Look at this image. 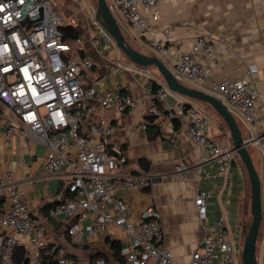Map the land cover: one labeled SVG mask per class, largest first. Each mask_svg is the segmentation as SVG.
I'll return each instance as SVG.
<instances>
[{"label": "built area", "instance_id": "1", "mask_svg": "<svg viewBox=\"0 0 264 264\" xmlns=\"http://www.w3.org/2000/svg\"><path fill=\"white\" fill-rule=\"evenodd\" d=\"M121 29L127 24L155 55L170 52L166 43L172 38V27L166 26L161 34L155 31L158 19L157 0H106ZM91 9L89 41L93 47L117 46L114 38L94 17ZM64 19L51 0H0V101L17 117L8 120L0 116V143L11 145L16 136L27 137L46 147L44 170L48 174L65 173L64 196L52 203L44 218L32 214L13 172L0 176V199L8 206L0 213V264H14L12 252L25 247L28 264H69L65 245L49 239L43 221L61 219L66 222L69 239L81 244L83 232L89 235L114 236L115 229L124 236L123 264H168L171 252L162 245L160 213L153 206L144 207L137 219L127 213L123 200L116 196L121 189L145 190L154 183L147 172L117 173L115 168L123 158L108 154L106 141L116 131L114 124L91 120L95 100L101 110L119 112L135 105L127 92L115 89L97 91L99 79L84 83L81 74L94 66L88 54L71 55L82 43L77 36L64 39L61 27ZM214 42L197 35L187 50L171 52V70L182 82L207 81V91L219 99L233 115L245 123L250 145L261 153L260 175L262 220L264 233V108L258 111L257 93L253 87L257 71L248 67L238 79L213 80L206 64H215ZM70 55L66 58V55ZM124 65L114 62L103 75L118 74ZM156 87H145L143 96L149 101L147 117L140 129L156 126L162 130L166 123L188 119L189 138L205 149L194 165L177 164L171 173L185 179L190 174L197 181L222 175L235 157L236 151L228 142L214 139L210 132V115L190 98L173 92L163 79L150 74ZM202 89V88H200ZM175 99L172 107L162 104L168 96ZM171 141L174 137L169 136ZM202 164L215 166V173ZM212 192L198 188L194 205L202 236L192 252L189 264H235L234 246L225 220L219 216L210 222L207 218V200ZM97 264H108L103 258ZM257 264H264V241Z\"/></svg>", "mask_w": 264, "mask_h": 264}, {"label": "crops", "instance_id": "2", "mask_svg": "<svg viewBox=\"0 0 264 264\" xmlns=\"http://www.w3.org/2000/svg\"><path fill=\"white\" fill-rule=\"evenodd\" d=\"M51 1L61 13L64 25H73L77 36L82 39V43L71 54H88L94 61L93 68L81 74L82 81L87 84L93 79H99L97 91L115 89L129 93L135 100V105L124 112L101 110L97 102L92 100L95 106L93 117L82 125V129L86 130L91 120L114 124L116 131L106 141L107 150L111 155L124 159L117 163L115 172H147L153 176L154 183L145 190L121 189L116 192V196L124 201L127 213L137 219L144 207H155L160 213L163 232L161 243L172 255L168 264H189L190 256L202 236L194 197L198 188L209 190L212 195L207 200V218L210 222L219 216L224 218L234 246L233 261L235 264H242L241 249L246 234L244 227L251 216L250 184L246 168L238 154L235 153L234 159L222 175L210 176L200 181L190 174L185 179L174 177L171 173L177 164L194 165L203 156H208V153L189 138L187 118L180 122L176 119L170 120L162 130L154 126L159 130L156 137H150V126L147 129L139 128L140 123L147 117L149 104L142 90L153 86L150 74L160 76L155 67H141L132 63L118 46L93 47L89 41L92 6L88 0ZM156 9V33L160 35L164 27H172V38L166 43L170 52L159 56L169 68L172 64L171 52L187 50L197 35H203L215 45L217 62L204 63L211 79H238L245 75L248 67H255L257 75L253 87L257 93L256 103L258 111L264 108V0H157ZM123 32L135 48L143 53L153 54L143 37L137 36L131 26L125 24ZM117 61L124 65L122 71L103 78L109 67ZM186 83L202 89L208 86L207 81L201 80ZM191 100L210 115L211 136L233 146L227 128L220 125V116L197 103L200 101ZM174 101V97L170 95L162 106L172 107ZM0 116L8 120L17 119L1 101ZM234 117L240 129L247 133L241 116L235 114ZM169 136L174 137V140L171 141ZM251 147L257 149L261 172L260 150L257 146L250 145L249 154ZM45 154L46 147L43 144L24 136H16L11 145L0 143V176L7 170L13 172L32 214L39 218H44L48 207L64 196L67 183L65 173L45 172ZM250 158L256 169L257 163L251 154ZM140 159L147 162L146 170L143 169ZM201 167L209 168L213 173L216 171L214 165L202 164ZM7 206L6 199H0V213ZM43 225L49 239L66 246L69 264H97L98 256L111 258L113 240L119 242L121 253L125 250L124 236L119 229H115L113 237L108 234L89 235L83 232L84 242L76 244L66 233L65 221L46 219Z\"/></svg>", "mask_w": 264, "mask_h": 264}, {"label": "water", "instance_id": "3", "mask_svg": "<svg viewBox=\"0 0 264 264\" xmlns=\"http://www.w3.org/2000/svg\"><path fill=\"white\" fill-rule=\"evenodd\" d=\"M94 17L114 38L118 48L132 63L148 67L153 66L173 92L207 104L222 119L221 127H226L233 143V148L244 164L250 184V215L251 220L247 228L242 249V264H257L256 241L261 230L262 208L260 176L258 175L249 154L250 140L243 132L232 112L215 96L207 91L188 85L177 78L172 70L155 54L143 53L131 45L126 39L119 23L110 11L106 0H96ZM110 154V151H108Z\"/></svg>", "mask_w": 264, "mask_h": 264}, {"label": "trees", "instance_id": "4", "mask_svg": "<svg viewBox=\"0 0 264 264\" xmlns=\"http://www.w3.org/2000/svg\"><path fill=\"white\" fill-rule=\"evenodd\" d=\"M61 30L63 32L64 39L66 41H72L77 36V30L71 24L63 25L61 27ZM122 31H123V29H122ZM69 56H70L69 54L66 55V58ZM156 86H157L156 84H153V87H156ZM149 134L151 135L150 137H156L159 134V130L154 126H150ZM140 163H141L144 170H146L148 168L147 162L144 161L143 159H140ZM246 231H247V226L245 225L244 232L246 233ZM111 249H112V257L111 258H109L108 256H98L99 259L100 258L105 259L108 264H123L124 263L123 254L121 253V247H120L119 242L117 240L112 241ZM12 260H13L14 264H28L27 251H26L25 247H23V246L16 247L12 252Z\"/></svg>", "mask_w": 264, "mask_h": 264}, {"label": "rangeland", "instance_id": "5", "mask_svg": "<svg viewBox=\"0 0 264 264\" xmlns=\"http://www.w3.org/2000/svg\"><path fill=\"white\" fill-rule=\"evenodd\" d=\"M88 2H89V4H90V6H92V8H96V0H88ZM59 11V10H58ZM60 13V12H59ZM156 72H157V70H156ZM158 73V72H157ZM159 74V73H158ZM197 102V101H196ZM198 104H202L204 107H205V109L206 110H210L211 112H214L213 111V109L212 108H210L208 105H206V104H204V103H201V102H197ZM250 154H251V157H252V159L254 160V162H256L257 163V168H256V170H257V173H258V175L260 176V167H259V162H258V153H257V149L256 148H253V147H251L250 148ZM256 160V161H255ZM250 219H251V216H249V218H248V222H247V224H246V226H247V228H248V226H249V224H250ZM263 239H264V233H263V231H262V229L259 231V233H258V237H257V241H256V255H257V257H259V255H260V248L262 247V241H263Z\"/></svg>", "mask_w": 264, "mask_h": 264}]
</instances>
